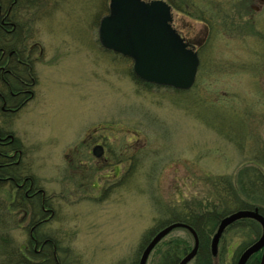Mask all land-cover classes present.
I'll use <instances>...</instances> for the list:
<instances>
[{"label": "rangeland", "instance_id": "374dc122", "mask_svg": "<svg viewBox=\"0 0 264 264\" xmlns=\"http://www.w3.org/2000/svg\"><path fill=\"white\" fill-rule=\"evenodd\" d=\"M38 1L16 14V51L39 57L34 97L0 128L20 142L26 175L46 192L53 218L34 238L53 244L39 254L30 237L39 207L14 210L12 188L0 185V264L45 255L51 264H139L150 232L205 212L221 180L242 201L262 202L252 211L264 209L262 191L248 182L259 185L256 171L264 174V0H165L178 33L201 44L188 91L144 83L132 59L103 48L110 0ZM95 142L107 146L110 166L90 156ZM232 226L215 264L238 261L249 241ZM192 239L173 231L147 264Z\"/></svg>", "mask_w": 264, "mask_h": 264}, {"label": "water", "instance_id": "95a60500", "mask_svg": "<svg viewBox=\"0 0 264 264\" xmlns=\"http://www.w3.org/2000/svg\"><path fill=\"white\" fill-rule=\"evenodd\" d=\"M171 7L164 1L146 3L143 0H111L109 14L101 21L99 40L103 48L134 62V73L144 83L178 91L190 90L197 78L200 60L194 49L181 38L172 26ZM95 156L100 154L95 150ZM242 220H253L262 228L260 239L240 256L237 264H247L263 251L260 264H264V217L259 210H241L220 222L212 240V255L218 256L219 244L225 231ZM188 231L194 247L179 264H190L199 251L197 233L188 225L172 224L155 235L145 248L139 264H147L155 248L173 231Z\"/></svg>", "mask_w": 264, "mask_h": 264}, {"label": "flooded vegetation", "instance_id": "af4514ba", "mask_svg": "<svg viewBox=\"0 0 264 264\" xmlns=\"http://www.w3.org/2000/svg\"><path fill=\"white\" fill-rule=\"evenodd\" d=\"M38 2V0H0V42L5 44L12 43L14 41L13 36L17 35L16 42L20 43L18 41L20 24L16 21V14L30 10L33 7L36 9ZM172 23L173 28L178 33L174 27V20ZM178 34L189 45V49H194L199 55L201 44L196 43L194 39L185 35ZM0 51H2L0 57V79H2L3 83V92H0L1 121L3 116L16 114L33 99V67L39 57L34 59L30 57V54H21V52L13 50L12 53L6 55V51L1 48ZM95 150L100 154L99 157L94 155ZM89 154L96 161H101L106 167L111 165L108 158L109 151L105 144L95 142ZM22 157L23 151L21 150L20 142L10 132L0 128V185L3 187L9 185L12 188L13 201L11 205H17L14 210L21 208L23 204L32 206L36 211L39 207V213H35L31 218L30 237L35 249L38 246L40 247L39 254L42 255L52 242L50 241L46 244V239L39 242L38 236L35 238L34 236L43 225L53 218V211L51 212V203L47 199L45 190L38 187L32 177L29 178L26 175V169L22 165ZM71 162H73V159ZM113 163L116 164L114 168H117L119 160L116 153L113 157Z\"/></svg>", "mask_w": 264, "mask_h": 264}, {"label": "trees", "instance_id": "16d2710c", "mask_svg": "<svg viewBox=\"0 0 264 264\" xmlns=\"http://www.w3.org/2000/svg\"><path fill=\"white\" fill-rule=\"evenodd\" d=\"M13 40L14 41L12 43H8V44H5L4 42H0V46H2L3 50L5 51H7L6 47L8 46L10 50L16 51V49H18V43L16 42L17 35L13 36ZM7 52H9V50ZM148 87H151V86H148ZM256 173H257V176H259V179H258L259 185L256 183L254 179L252 178L250 179L251 176L248 177L249 178L248 182L250 185L254 187V189L258 191L261 190L263 193V198H264V174L260 170L256 171ZM216 186H217V191L215 193L216 201H214L215 204L213 206H212V203L209 204L208 208H206L207 210H204L205 212H202L201 214H199V216L195 215V213L189 214L185 217L180 216L181 218L177 216L176 218H179V220L177 221L174 220L166 225L157 226L159 229L157 230L155 229L151 231L149 238L145 242L143 241L144 243H143L142 249H145L147 245L151 242V240L155 237V235L159 233L163 228L168 227L169 225H172L175 223H182V224H186L189 227H191L197 233L199 241H200L198 255L192 264H215V261L217 258H214L212 255L211 242H212L214 233L217 230L222 219L231 215L234 212H237L240 210H251V209L253 210L255 209V207H258V206L260 207L261 205H263L262 202L258 200L253 203L242 201L243 197L239 192H237L234 189L235 187L234 183L226 182V184H224V181L221 180L216 184ZM15 206L17 207V205H12V207H15ZM258 209L260 210L261 215L264 217V209L263 208H258ZM235 227L236 228L239 227L242 232L248 233L250 237V238L248 237L249 241L247 243H244L242 246H240L239 251H238V256H239L243 253L245 249H247L249 246H251L253 243H255L259 239L262 233V229H261V226L253 220H242L232 226V228H235ZM41 239L42 240H40L39 242L44 240L43 238ZM159 245L157 246V248L159 247ZM183 245H187V243L185 242H183V244L173 243V248L169 250L168 252L166 251L165 253L162 254L161 262L159 263L160 264H179L182 258H184L192 249V246L185 247ZM261 256H262L261 253L255 255L248 262V264H260ZM237 258L238 257H235L233 264H236ZM42 259L37 264H51L52 262V256L46 255ZM21 261L22 260H20L18 264H21ZM55 264H58V263H56L55 261ZM134 264H137V263H134Z\"/></svg>", "mask_w": 264, "mask_h": 264}, {"label": "bare ground", "instance_id": "6f19581e", "mask_svg": "<svg viewBox=\"0 0 264 264\" xmlns=\"http://www.w3.org/2000/svg\"><path fill=\"white\" fill-rule=\"evenodd\" d=\"M17 43H18V42H17ZM18 44H19V43H18ZM21 45H22V44H21ZM169 226H170V225H169ZM165 228H166V227H165ZM163 229H164V228H163ZM212 240H213V239H212ZM257 241H258V240H257ZM257 241H256V242H257ZM199 242H200V241H199ZM256 242H255V243H256ZM159 244H160V243H159ZM253 244H254V243H253ZM253 244H252V245H253ZM252 245H251V246H252ZM193 247H194V240H193L192 249H193ZM249 247H250V246H249ZM249 247H248V248H249ZM156 248H157V247H156ZM156 248H155V249H156ZM248 248H247V249H248ZM192 249H191V250H192ZM211 250H212V242H211ZM244 251H246V249H245ZM244 251H243V253H244ZM190 252H191V251H190ZM190 252H189V253H190ZM214 258H217V257H214Z\"/></svg>", "mask_w": 264, "mask_h": 264}]
</instances>
